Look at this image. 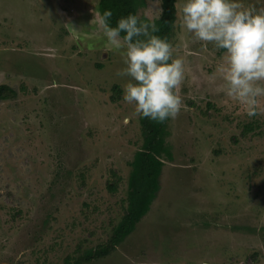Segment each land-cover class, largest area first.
<instances>
[{"label":"rangeland","instance_id":"374dc122","mask_svg":"<svg viewBox=\"0 0 264 264\" xmlns=\"http://www.w3.org/2000/svg\"><path fill=\"white\" fill-rule=\"evenodd\" d=\"M161 3L138 0L136 15L155 21ZM184 3L170 39L182 105L167 121L159 191L130 235L85 261L125 212L143 143L122 98L130 78L116 75L121 50L97 0H0V86L14 92L0 98V264H264V97L249 118L226 95L223 51L194 42Z\"/></svg>","mask_w":264,"mask_h":264},{"label":"clouds","instance_id":"9594fccd","mask_svg":"<svg viewBox=\"0 0 264 264\" xmlns=\"http://www.w3.org/2000/svg\"><path fill=\"white\" fill-rule=\"evenodd\" d=\"M182 25L194 42L212 44L223 51L221 66L227 96L247 106L249 118L258 115L264 97V10L246 6L242 0H185ZM113 13L105 10L98 24L108 42L121 50L125 65L117 77H128L123 100L134 106L138 118L164 123L181 112L182 100L175 90L184 76V60L173 58V46L154 21L129 14L110 25ZM123 34V35H122Z\"/></svg>","mask_w":264,"mask_h":264},{"label":"trees","instance_id":"16d2710c","mask_svg":"<svg viewBox=\"0 0 264 264\" xmlns=\"http://www.w3.org/2000/svg\"><path fill=\"white\" fill-rule=\"evenodd\" d=\"M137 3L138 0H97V8L99 15H102L105 10L112 11L110 25L114 27L120 18L129 14L136 15ZM175 21V0H162L160 16L154 21L159 31L154 34L166 38L170 43ZM113 89L119 92L117 86ZM7 91L14 93L7 86L1 85L0 98H5ZM167 121L158 123L147 118H140L143 143L131 162L125 212L113 229L109 241L105 245L88 251L83 258L85 261L108 255L134 231L136 225L149 211L160 188L159 179L163 166L160 158L164 154L170 156L164 140ZM109 188L114 189L113 186Z\"/></svg>","mask_w":264,"mask_h":264}]
</instances>
